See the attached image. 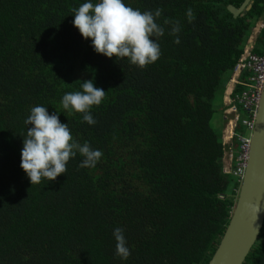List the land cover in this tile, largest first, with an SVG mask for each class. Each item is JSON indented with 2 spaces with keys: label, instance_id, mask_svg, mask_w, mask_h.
I'll use <instances>...</instances> for the list:
<instances>
[{
  "label": "trees",
  "instance_id": "trees-1",
  "mask_svg": "<svg viewBox=\"0 0 264 264\" xmlns=\"http://www.w3.org/2000/svg\"><path fill=\"white\" fill-rule=\"evenodd\" d=\"M245 1L125 0L163 10L161 55L140 68L82 37L72 9L85 0H0V264L209 263L240 188L223 171V96L264 20V0L232 11ZM165 20L180 23L179 44ZM253 51L264 54V30ZM91 79L106 92L90 110L97 123L59 118L100 160L82 168L77 154L55 181L31 185L20 167L30 109L64 111L62 96ZM116 227L126 261L115 254ZM245 264H264V227Z\"/></svg>",
  "mask_w": 264,
  "mask_h": 264
},
{
  "label": "clouds",
  "instance_id": "clouds-1",
  "mask_svg": "<svg viewBox=\"0 0 264 264\" xmlns=\"http://www.w3.org/2000/svg\"><path fill=\"white\" fill-rule=\"evenodd\" d=\"M162 11L158 8L155 12H141L140 9L127 5L125 0H85L79 7L72 9V23L83 38H90L96 53L109 58L115 56L117 60L127 58L132 65L143 68L156 62L161 55L159 38L164 36L165 29L156 20ZM186 16L191 23L194 18L191 8L187 9ZM164 23L171 24L169 35L175 36L174 42L179 44L180 23L168 20ZM80 89L66 92L62 96L60 103L64 111L57 110L50 114L47 107L42 105L30 109L24 121L27 131L23 136L20 167L30 179L31 185L40 184L42 179L55 181L60 174L67 172L68 161L77 154L83 158L79 165L82 168L95 167L100 160L102 152L93 149L87 141L83 144L77 142L68 123H62L59 118L61 112L67 116L81 113L82 122L89 125L97 123L90 110L102 103L106 92L95 86L94 79L83 80ZM226 146L224 144V166ZM224 173L233 175L225 171ZM241 183L242 181L240 187ZM262 211L264 204H256L254 213L257 232L259 225L256 221ZM113 237L116 241L115 254L126 261L131 252L124 230L120 227L114 228Z\"/></svg>",
  "mask_w": 264,
  "mask_h": 264
},
{
  "label": "built area",
  "instance_id": "built-area-1",
  "mask_svg": "<svg viewBox=\"0 0 264 264\" xmlns=\"http://www.w3.org/2000/svg\"><path fill=\"white\" fill-rule=\"evenodd\" d=\"M261 30H264V20L257 23L255 35L253 33L247 40L224 94L223 141L227 145L224 171L235 175L239 182L248 164L251 135H245L238 128L252 132L264 87V54L253 51ZM234 142L238 144L236 150Z\"/></svg>",
  "mask_w": 264,
  "mask_h": 264
},
{
  "label": "water",
  "instance_id": "water-1",
  "mask_svg": "<svg viewBox=\"0 0 264 264\" xmlns=\"http://www.w3.org/2000/svg\"><path fill=\"white\" fill-rule=\"evenodd\" d=\"M251 0H246L235 14L241 13ZM221 122L223 117L220 118ZM250 154L236 206L226 231L208 264H245L264 227V211L255 225V205L264 204V87L258 105L255 126L250 137Z\"/></svg>",
  "mask_w": 264,
  "mask_h": 264
},
{
  "label": "rangeland",
  "instance_id": "rangeland-1",
  "mask_svg": "<svg viewBox=\"0 0 264 264\" xmlns=\"http://www.w3.org/2000/svg\"><path fill=\"white\" fill-rule=\"evenodd\" d=\"M255 35V33H254ZM225 126V125H224ZM245 135H251V131L250 130H245L244 128L241 130Z\"/></svg>",
  "mask_w": 264,
  "mask_h": 264
},
{
  "label": "flooded vegetation",
  "instance_id": "flooded-vegetation-1",
  "mask_svg": "<svg viewBox=\"0 0 264 264\" xmlns=\"http://www.w3.org/2000/svg\"><path fill=\"white\" fill-rule=\"evenodd\" d=\"M263 19L259 20V22H261ZM223 99H224V96H223Z\"/></svg>",
  "mask_w": 264,
  "mask_h": 264
}]
</instances>
